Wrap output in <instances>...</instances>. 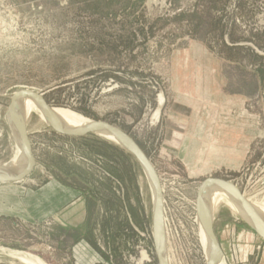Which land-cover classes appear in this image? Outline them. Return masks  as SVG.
<instances>
[{"label":"rangeland","instance_id":"1","mask_svg":"<svg viewBox=\"0 0 264 264\" xmlns=\"http://www.w3.org/2000/svg\"><path fill=\"white\" fill-rule=\"evenodd\" d=\"M23 90L139 145L163 189L170 264H208L206 180L264 201V0H0V166L17 155L8 112ZM42 119L26 118L33 172L0 178V264H140L142 252L160 264L137 157ZM229 207L215 213L220 264H264V238Z\"/></svg>","mask_w":264,"mask_h":264},{"label":"bare ground","instance_id":"2","mask_svg":"<svg viewBox=\"0 0 264 264\" xmlns=\"http://www.w3.org/2000/svg\"><path fill=\"white\" fill-rule=\"evenodd\" d=\"M161 101L163 98L161 97ZM52 113L55 117V120L60 128L72 131V132H82L87 130L89 127L96 124V122L85 119L77 114L72 113L68 110L55 109L51 107ZM40 111L43 119L47 125L53 127V122L51 121L49 115L45 111L43 104L35 98L33 95H19L16 100L12 111H9L8 116L10 117V123L13 128V134L16 138L15 149L17 151L16 158H14L10 164L5 166H0V178L8 180L10 178L18 179L26 175L30 166L29 152L27 150L26 144L23 139L22 131H27L26 118L31 111ZM95 135L108 139L115 142L116 144L126 148L133 153L127 143L121 139L118 135L106 131L104 129L98 130ZM139 161V160H138ZM141 166L145 170L147 177L149 179L152 193H153V203H154V220H155V234L156 235V226H157V188L156 185L148 173L145 166L141 163ZM236 187V186H235ZM246 201L249 203L253 209L257 220L253 218L251 213L244 206L237 194L230 189L229 187L220 184L214 183L207 185L200 193L199 199V230L201 239L203 242V247L205 251V256L208 264L212 260H216L215 264H220L221 256L218 257L215 245L211 239L209 231L206 226V220L212 224V218L215 219V213L218 209V206L222 203H225L227 206H230L232 210L245 218V220L250 223L260 234L261 237L264 236V215L262 214L264 209V201L255 202L253 199H249L246 196H243ZM165 201V200H164ZM229 207V208H230ZM239 212V213H238ZM165 215L163 216V224L161 229V237L159 240V256L162 264H170L169 254L167 253V238L165 235V226H166ZM155 242V241H154ZM14 257V256H13ZM19 260H23L27 264H44L39 258L32 256H26L25 254L17 255ZM226 264V263H224Z\"/></svg>","mask_w":264,"mask_h":264},{"label":"water","instance_id":"3","mask_svg":"<svg viewBox=\"0 0 264 264\" xmlns=\"http://www.w3.org/2000/svg\"><path fill=\"white\" fill-rule=\"evenodd\" d=\"M31 94L33 95L35 98H37L44 106L45 111L47 112V114L49 115L51 121L53 122V129L58 133L61 134L63 136H67V137H73V138H82L88 135H92L95 134L98 130L100 129H104L106 131L112 132L116 135H118L121 139H123L127 145L130 146V148L133 151V154L137 157V159L139 160L140 163H142L145 168L147 169L148 173L150 174V176L152 177L156 188H157V226H156V235H155V245H156V249H157V254L160 260V256H159V240L161 237V229H162V224H163V216H164V196H163V189L161 186V182H160V178L153 166V164L151 163V161L148 159V157L145 155V153L142 151V149L139 147V145L128 135L126 134L124 131H122L120 128L111 125L109 123L103 122V121H99L96 122L95 125L89 127L87 130L82 131V132H72L63 128H60L55 120V117L52 113V109L51 107L47 104L46 100L43 98V96L33 90H23L18 92L17 94L14 95L11 105L9 107V111L13 110L14 104H15V100L19 95H28ZM164 106V101H162L161 105H160V109L159 112L162 110V107ZM9 113V112H8ZM22 135H23V139L24 142L26 144L27 150L29 152V158H30V166H29V170L27 171L26 176L30 175L33 170L36 167V161H35V157L33 154V150L27 135V132L22 131ZM23 179L22 178H18V179H14V178H10L8 180L12 181V182H19ZM214 183H220L223 184L227 187H229L230 189H232L237 196L240 198V200L242 201V203L244 204V206L247 208V210L251 213V215L253 216V218L255 220H257L255 213L253 211V209L251 208V206L249 205V203L246 201V199L243 197V194L241 193V191L235 187L233 184H231L229 181H224V180H219V179H208L206 180L203 185L200 188V192H199V199H200V193L201 191L209 184H214ZM199 204V202H198ZM206 226L207 229L209 231V234L211 236V239L215 245L218 257L223 255V251L222 248L219 244V241L217 239V236L215 234L214 228L212 226V224H210L207 220H206ZM264 238V236H263ZM216 260H212L209 264H215ZM160 264H162L161 260H160Z\"/></svg>","mask_w":264,"mask_h":264},{"label":"flooded vegetation","instance_id":"4","mask_svg":"<svg viewBox=\"0 0 264 264\" xmlns=\"http://www.w3.org/2000/svg\"><path fill=\"white\" fill-rule=\"evenodd\" d=\"M198 212H199V209H198ZM198 219H199V217L197 216V221H198ZM215 220V219H214ZM214 220H213V218H212V226H213V228H214ZM198 225H199V222H198ZM252 228L256 231V233L260 236V234L257 232V230L252 226ZM137 232L138 233H140L139 232V230H137ZM142 235V237H144V235L143 234H141ZM261 237V236H260ZM202 240V239H201ZM222 259V258H221ZM149 260V256L146 254V252H142L141 253V259H140V264H144L145 262H147Z\"/></svg>","mask_w":264,"mask_h":264},{"label":"crops","instance_id":"5","mask_svg":"<svg viewBox=\"0 0 264 264\" xmlns=\"http://www.w3.org/2000/svg\"><path fill=\"white\" fill-rule=\"evenodd\" d=\"M186 148H187V142H185V146H184V149L182 152H185L186 151Z\"/></svg>","mask_w":264,"mask_h":264}]
</instances>
